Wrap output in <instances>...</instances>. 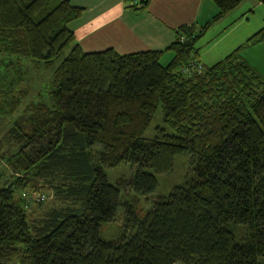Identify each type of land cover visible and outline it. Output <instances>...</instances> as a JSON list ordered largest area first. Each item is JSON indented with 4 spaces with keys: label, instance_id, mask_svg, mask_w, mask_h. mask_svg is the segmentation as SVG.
I'll list each match as a JSON object with an SVG mask.
<instances>
[{
    "label": "trees",
    "instance_id": "1",
    "mask_svg": "<svg viewBox=\"0 0 264 264\" xmlns=\"http://www.w3.org/2000/svg\"><path fill=\"white\" fill-rule=\"evenodd\" d=\"M211 1L213 18L179 26L167 49L121 55L82 50L67 25L84 9L68 0H0V123L20 104L10 93L23 75L18 59L2 57L48 67L73 46L52 73L49 105H26L4 130L0 264H264V79L241 47L182 72L200 64L207 29L243 0ZM263 37L261 30L247 43ZM159 105L164 127L144 138ZM183 153L194 175L142 217L126 203L120 235L104 239L101 226L120 198L105 170L130 164L136 172L126 184L146 195L157 189L155 174L171 171ZM43 191L58 205L31 217L22 193Z\"/></svg>",
    "mask_w": 264,
    "mask_h": 264
},
{
    "label": "crops",
    "instance_id": "2",
    "mask_svg": "<svg viewBox=\"0 0 264 264\" xmlns=\"http://www.w3.org/2000/svg\"><path fill=\"white\" fill-rule=\"evenodd\" d=\"M68 1L84 9L79 19L67 25L82 50L114 49L121 55L165 50L174 42L179 26L195 24L200 28L217 12L211 0H150L145 10L138 11L131 7L130 0ZM261 30H264V3L243 0L198 40L199 43L211 34L206 43L201 46L197 43L198 62L204 67L211 66L241 47V57L264 79V37L247 43Z\"/></svg>",
    "mask_w": 264,
    "mask_h": 264
},
{
    "label": "rangeland",
    "instance_id": "3",
    "mask_svg": "<svg viewBox=\"0 0 264 264\" xmlns=\"http://www.w3.org/2000/svg\"><path fill=\"white\" fill-rule=\"evenodd\" d=\"M212 32V31H211ZM211 34L207 35L201 42L198 43V46H201L203 43H206L210 40ZM73 46L67 47L63 50L61 55L54 59L51 66L46 67L42 61H34L30 58L18 57V56H3L6 60L11 59L15 61L18 59L21 64V70L23 75L20 78L16 87L11 90L10 96L13 98L18 97L20 99V104L16 111L9 116L1 119L0 123V152L5 151L6 145L4 139H2L4 130L10 125L12 120L16 118L23 108L30 103H42L49 105V89H50V80L54 69L60 64V62L70 53ZM169 56V57H168ZM172 57L171 53L165 55L161 64L167 65ZM2 91V90H0ZM6 96L0 93V102H5ZM164 127L163 121V110L161 105L158 106L152 123L144 132V138H153L155 136L156 127ZM168 133L174 134L171 129H168ZM0 162V176L3 179L5 172H7L4 164ZM193 164L191 161L190 153H183L177 155L174 158V163L172 170L166 173L155 174L154 171L150 168L146 169L148 172L155 174L158 182L157 189L150 194H140L137 193L131 186L127 185L125 181L130 179L136 172L135 168H132L128 163H122L114 168H107L105 170L107 179L110 184L116 186L120 190V198L117 210L114 214V217L111 221L104 223L101 226L100 233L101 236L106 239L117 238L122 230L123 225L125 224V219L127 215L126 203L132 205L133 209L137 211L139 216H143L147 210L152 207L153 202L159 197L168 196L171 191L178 186H181L185 183L187 178H191L194 175ZM0 178V181L2 180ZM42 194L45 195V200L41 205L31 206L29 209L30 216L36 217L41 215L45 210L52 208L53 206L58 205L54 202L53 196L48 191H43ZM14 197H18V191L15 192ZM238 231H236L237 239L241 238V233H244V227L239 225ZM14 264V263H11Z\"/></svg>",
    "mask_w": 264,
    "mask_h": 264
},
{
    "label": "built area",
    "instance_id": "4",
    "mask_svg": "<svg viewBox=\"0 0 264 264\" xmlns=\"http://www.w3.org/2000/svg\"><path fill=\"white\" fill-rule=\"evenodd\" d=\"M144 1L145 0H130V5L133 7H140ZM202 69H203L202 65L192 62L187 66L182 67V72L188 74L193 70L201 71ZM22 197L29 204L43 202L45 200V195L40 192L22 193ZM173 264H184V263L180 261H176Z\"/></svg>",
    "mask_w": 264,
    "mask_h": 264
}]
</instances>
